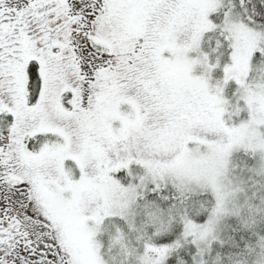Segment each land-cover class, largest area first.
<instances>
[{"label": "snow or ice", "instance_id": "1", "mask_svg": "<svg viewBox=\"0 0 264 264\" xmlns=\"http://www.w3.org/2000/svg\"><path fill=\"white\" fill-rule=\"evenodd\" d=\"M0 264H264V0H0Z\"/></svg>", "mask_w": 264, "mask_h": 264}]
</instances>
